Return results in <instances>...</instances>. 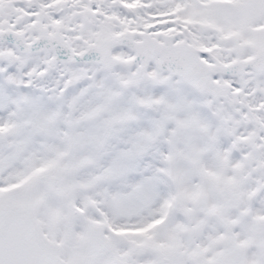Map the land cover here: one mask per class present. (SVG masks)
<instances>
[{"label":"snow or ice","instance_id":"snow-or-ice-1","mask_svg":"<svg viewBox=\"0 0 264 264\" xmlns=\"http://www.w3.org/2000/svg\"><path fill=\"white\" fill-rule=\"evenodd\" d=\"M0 264H264V0H0Z\"/></svg>","mask_w":264,"mask_h":264}]
</instances>
